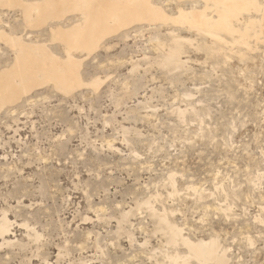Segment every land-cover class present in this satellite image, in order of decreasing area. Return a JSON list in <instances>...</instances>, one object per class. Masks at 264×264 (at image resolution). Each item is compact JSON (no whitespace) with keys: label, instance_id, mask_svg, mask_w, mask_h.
Listing matches in <instances>:
<instances>
[{"label":"rangeland","instance_id":"obj_1","mask_svg":"<svg viewBox=\"0 0 264 264\" xmlns=\"http://www.w3.org/2000/svg\"><path fill=\"white\" fill-rule=\"evenodd\" d=\"M17 1L0 0V79L15 63L12 37L79 86L36 80L0 108V264H264V25L249 48L223 34L219 49L188 25L138 21L68 52L57 33L78 30L83 14ZM146 1L168 20L215 18L204 0ZM174 50L180 64L168 66ZM173 226L184 242L213 240L215 257L172 245Z\"/></svg>","mask_w":264,"mask_h":264},{"label":"bare ground","instance_id":"obj_2","mask_svg":"<svg viewBox=\"0 0 264 264\" xmlns=\"http://www.w3.org/2000/svg\"><path fill=\"white\" fill-rule=\"evenodd\" d=\"M63 1L65 3H69L70 10L80 11L84 16L85 22L83 24L84 26L82 25V27L78 30L71 33L69 32V34L62 35L61 33H57L58 39L66 43L68 52L71 49H84L90 52L96 47L98 41H100V38H97L95 42L93 41L95 39V31H98L100 35H103L107 31L119 30L132 22L138 21H172L181 25H188L189 27L194 28L197 32L212 37L219 49L223 45V34L233 37L235 36L236 39L235 37L234 39L236 44L247 48L249 38L252 36L253 38L258 39L261 34L262 26L264 25V7H261L256 0H204L208 6L209 4L211 5V9L215 13V18H208L205 11L191 10L189 12H185L180 10L175 20H168V18L159 9L151 6L146 0H113L110 4L106 5L104 3L96 6L92 5L95 0ZM4 2L7 5L19 4L17 0H4ZM49 5L52 7L51 4ZM32 9H35V7H27L26 5L24 8V15H26L28 19L27 22L30 24L32 22L30 20V13H32ZM251 11L261 13L263 16L262 20L259 22L249 21L247 22L248 24H246L247 26L245 28L243 27V29H237V27L235 28L233 22L235 20L238 21L242 14L249 13ZM7 42L14 48V50H16L17 54L13 68L8 72L6 78L4 77L5 79H3L6 81L4 82L2 78L0 79L3 81L0 82V108L5 104L17 101L21 95L29 92L32 88L31 86H33L32 82L36 80L52 82L60 91H71L72 88L74 89V87L79 86V81L76 77L77 75L75 71L73 72L69 70L71 68H67L66 70L64 67L56 64L54 65L53 62H51L49 64L50 67H48L46 66L47 60L43 57L31 58V48L25 46L19 39L11 37L7 40ZM178 54L177 50L169 53L166 56L165 62H167V64L169 63L171 65L178 66L180 64ZM169 64L168 66H170ZM73 70L75 69L73 68ZM7 79L9 81H7ZM16 82H18V84H15ZM13 84L18 85V91L17 89L11 90ZM162 220L161 224H163ZM163 222L166 224L165 220H163ZM7 228L8 224L6 219L1 220L0 235L8 232ZM167 229L168 228H166V231ZM168 230H170L169 232L172 236V240L169 242H173L175 244L178 238L181 240V236L179 234L180 232L175 231L176 226H173L172 228L170 227ZM180 243L187 246L191 256L199 261L209 260L215 257L216 243H214L213 240L209 242L200 241L196 244L181 240Z\"/></svg>","mask_w":264,"mask_h":264}]
</instances>
